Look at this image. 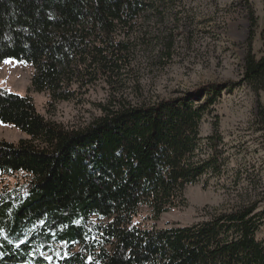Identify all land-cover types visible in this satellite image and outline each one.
Listing matches in <instances>:
<instances>
[{
    "label": "trees",
    "instance_id": "1",
    "mask_svg": "<svg viewBox=\"0 0 264 264\" xmlns=\"http://www.w3.org/2000/svg\"><path fill=\"white\" fill-rule=\"evenodd\" d=\"M146 5L0 0V66L9 59L33 65L32 88L48 93L50 106L84 104L99 82L109 90L106 102L93 104L99 116L69 128L47 120L33 98L0 89V122L30 138L0 141V176L30 178L0 192V264H264L258 239L264 191L255 196L244 189L236 204L189 226L136 222L141 206L159 220L184 206L187 187L205 176L222 178L224 139L218 122L213 135L202 137L204 117L224 90L248 85L258 96L264 91V58L253 52L258 21L250 7L240 82L135 102L125 93L133 73L126 34ZM135 87L138 94L136 81ZM256 116L264 131L261 102Z\"/></svg>",
    "mask_w": 264,
    "mask_h": 264
},
{
    "label": "rangeland",
    "instance_id": "2",
    "mask_svg": "<svg viewBox=\"0 0 264 264\" xmlns=\"http://www.w3.org/2000/svg\"><path fill=\"white\" fill-rule=\"evenodd\" d=\"M146 4L126 34L133 73L125 93L135 102L140 97L148 101L174 99L207 86L240 82L250 36V7L258 21L253 52L257 60L264 58L263 0H146ZM34 74L33 65L6 60L0 66V89L33 98L38 112L57 124L82 127L100 115L93 104L107 101L108 87L99 82L84 104L58 102L50 106V95L32 88ZM134 80L138 82V94ZM259 102L264 105V91L258 96L248 85L222 91L218 105L204 117L201 134L203 138L213 135L218 122L224 139V175L220 179L205 176L187 187L184 206L159 220L153 219L151 209L141 206L136 222L159 229L173 224L189 226L207 213L236 204L244 189L255 196L262 194L264 131H260L256 116ZM29 139L18 128L0 122V141L18 144ZM204 154L208 157L211 152ZM258 177L263 180L261 185L256 184ZM29 180L23 173L0 176V192L16 189ZM258 239L264 241V227Z\"/></svg>",
    "mask_w": 264,
    "mask_h": 264
}]
</instances>
